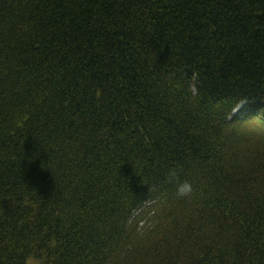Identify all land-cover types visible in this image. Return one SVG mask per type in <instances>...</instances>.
I'll use <instances>...</instances> for the list:
<instances>
[{"label": "trees", "instance_id": "1", "mask_svg": "<svg viewBox=\"0 0 264 264\" xmlns=\"http://www.w3.org/2000/svg\"><path fill=\"white\" fill-rule=\"evenodd\" d=\"M30 254L264 264V0H0V264Z\"/></svg>", "mask_w": 264, "mask_h": 264}, {"label": "clouds", "instance_id": "2", "mask_svg": "<svg viewBox=\"0 0 264 264\" xmlns=\"http://www.w3.org/2000/svg\"><path fill=\"white\" fill-rule=\"evenodd\" d=\"M193 191V186L189 181L179 182L176 187L178 197L189 196ZM25 264H44V257L36 254H30L25 261Z\"/></svg>", "mask_w": 264, "mask_h": 264}, {"label": "rangeland", "instance_id": "3", "mask_svg": "<svg viewBox=\"0 0 264 264\" xmlns=\"http://www.w3.org/2000/svg\"><path fill=\"white\" fill-rule=\"evenodd\" d=\"M241 106V105H240ZM240 106L239 107H237L235 110H234V113H236V112H238L239 111V109H240Z\"/></svg>", "mask_w": 264, "mask_h": 264}]
</instances>
